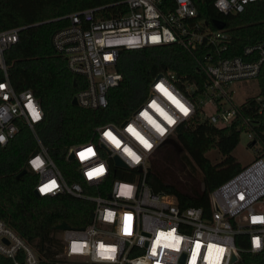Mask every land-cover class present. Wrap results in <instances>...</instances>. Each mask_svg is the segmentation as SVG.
Segmentation results:
<instances>
[{
	"label": "built area",
	"instance_id": "built-area-1",
	"mask_svg": "<svg viewBox=\"0 0 264 264\" xmlns=\"http://www.w3.org/2000/svg\"><path fill=\"white\" fill-rule=\"evenodd\" d=\"M122 2L127 11L110 18H98L95 8H85L53 19H66L67 24L51 34L52 49L85 82L73 95L76 106H106L108 91L121 80L115 63L122 48L177 43L193 53L200 44L221 50L227 45L225 32L210 31L196 21L192 0ZM254 2L264 0H213L212 5L227 15ZM22 28L0 30V146L26 126L36 147L25 166L36 176L33 190L38 197L67 195L92 204L83 227L55 229L58 246L52 264H264V154L210 190L207 209L180 207L173 196L152 191L145 181L152 154L194 117L220 126L237 122L258 151L254 128L260 121L243 116L239 105L231 103L229 84L259 75L264 42L247 44L232 57L208 55L199 64L206 83L197 101L189 96L194 87L184 85L175 73H157L145 98L126 118L95 126L91 140L66 149L62 159L73 163L67 175L74 177L68 181L36 134L42 118L38 100L29 89L15 91L8 79L4 52ZM206 104L213 112L205 114ZM115 157L124 167L115 164ZM0 256L10 264H39L43 259L2 220Z\"/></svg>",
	"mask_w": 264,
	"mask_h": 264
},
{
	"label": "trees",
	"instance_id": "trees-1",
	"mask_svg": "<svg viewBox=\"0 0 264 264\" xmlns=\"http://www.w3.org/2000/svg\"><path fill=\"white\" fill-rule=\"evenodd\" d=\"M192 2L196 21H202L208 30H217L213 20L223 22L221 30L227 34L225 49L200 44L189 53L177 43L122 48L115 63L121 80L108 91L104 108L88 109L70 103L85 82L69 72L63 56L52 49L51 34L67 24L66 19H53L85 8H95L98 18L118 16L127 11L122 0H0V30L23 26L17 41L4 52L9 82L15 91L29 89L38 100L42 118L35 125L36 134L68 181L74 177L67 175L73 163L62 159L66 149L91 140L95 126L126 118L145 98L148 85L157 73H175L184 85L194 87L189 96L197 101L206 83L199 64H204L208 55L213 59L232 57L239 55L247 44L264 42L263 2L250 3L240 13L227 15L213 8V0ZM253 82L257 93L246 97L238 107L243 116H253L260 121L254 128L260 145L255 153L258 157L264 154L261 118L264 115V69ZM259 107L260 114L257 113ZM236 123L220 126L194 117L180 125L173 139L181 151L176 153L171 146L161 144L148 161L147 185L154 192L173 196L180 207L207 209L209 191L243 167L231 155L240 134ZM35 147L34 137L23 125L6 145L0 146V220L43 256L39 264H52L54 249L58 246L55 226L64 222L69 227H83L91 215L92 204L67 195L35 196L36 176L25 166L26 158ZM210 150H216L218 160L212 162L206 156ZM21 171L23 173L16 177ZM178 174L184 180L179 179ZM0 264L10 262L0 256Z\"/></svg>",
	"mask_w": 264,
	"mask_h": 264
},
{
	"label": "rangeland",
	"instance_id": "rangeland-1",
	"mask_svg": "<svg viewBox=\"0 0 264 264\" xmlns=\"http://www.w3.org/2000/svg\"><path fill=\"white\" fill-rule=\"evenodd\" d=\"M229 88L232 90L231 103L233 105H239L246 97L253 96L257 93V87L253 80L234 81L229 84ZM204 112L205 114L213 112V107L206 104ZM231 155L241 166L247 165L255 157V152L248 145V139L243 132L239 134L238 143L232 150ZM206 156L212 162L219 158L216 150H210L206 153ZM178 178L184 180L180 174H178Z\"/></svg>",
	"mask_w": 264,
	"mask_h": 264
},
{
	"label": "water",
	"instance_id": "water-1",
	"mask_svg": "<svg viewBox=\"0 0 264 264\" xmlns=\"http://www.w3.org/2000/svg\"><path fill=\"white\" fill-rule=\"evenodd\" d=\"M212 24H213V26H214L216 29H222V28H223V22H221V21L213 20V21H212ZM70 103H71V105L76 106V101H75V98H74V97H72ZM162 144H166V145L171 146V148H172L176 153H178V152L181 151L180 146L178 145V143H177L173 138L165 139V140L162 142ZM71 157H72L71 154H69L68 158L70 159ZM114 162H115V164H116L117 166H119V167H124V165H123V164H122V163H121L116 157L114 158ZM21 173H23V171H21L20 173H18L16 177L20 176ZM201 187H202V186H201ZM33 194H34L35 196L38 197V195H37V193H36L35 190H33ZM66 228H67V224L64 223V222H61V223H59L58 225L55 226V229H66Z\"/></svg>",
	"mask_w": 264,
	"mask_h": 264
},
{
	"label": "snow or ice",
	"instance_id": "snow-or-ice-1",
	"mask_svg": "<svg viewBox=\"0 0 264 264\" xmlns=\"http://www.w3.org/2000/svg\"><path fill=\"white\" fill-rule=\"evenodd\" d=\"M34 117H35L36 119L39 118V114H38V113H35V111H34ZM89 151H91V149H89ZM257 246H259V243H258V242H257Z\"/></svg>",
	"mask_w": 264,
	"mask_h": 264
}]
</instances>
